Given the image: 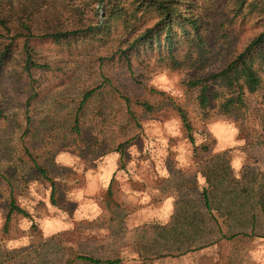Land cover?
Segmentation results:
<instances>
[{"label": "rangeland", "instance_id": "rangeland-1", "mask_svg": "<svg viewBox=\"0 0 264 264\" xmlns=\"http://www.w3.org/2000/svg\"><path fill=\"white\" fill-rule=\"evenodd\" d=\"M29 1L36 6L37 0ZM46 6L70 25L71 12L62 2L47 0ZM93 7L94 20L103 21L102 7ZM220 12L217 6L210 20ZM232 27L228 41L211 33L214 60L200 70L173 68L157 52L131 55L130 69L119 53V28L104 41L84 44L34 39L40 59L52 68L35 73L32 89L30 78H18L9 66L0 94V264H66L77 253L122 258L121 264H264V213L255 208L258 184L264 185V90L248 95L242 110L223 114L202 108L199 89L187 84L223 67L260 31L253 20H236ZM15 44L18 51L23 41ZM104 78L109 81L81 114L82 134L71 132L83 91ZM182 114L194 128L196 153ZM25 148L55 176L56 205L51 181L43 179ZM206 173L216 185L215 208L225 203V186L236 187V180L247 186L244 198L234 195L235 213L227 222L220 219L221 227L228 235L251 231L256 212L255 234L154 257L165 228L187 217L196 227H175V233L219 236L201 205ZM12 199L21 210L13 212L5 231Z\"/></svg>", "mask_w": 264, "mask_h": 264}, {"label": "trees", "instance_id": "trees-1", "mask_svg": "<svg viewBox=\"0 0 264 264\" xmlns=\"http://www.w3.org/2000/svg\"><path fill=\"white\" fill-rule=\"evenodd\" d=\"M46 1L37 0L36 6H33L34 2L29 0H0V94L5 85L4 75L7 74L9 66L18 78L29 77V85L32 89H35L37 82L34 79L35 73L47 72L52 68L49 62L40 59L39 52L33 45L34 39L84 44L89 41H104L119 28L120 33L117 36L121 44L119 53L126 57L130 69H132L131 55L139 57L142 54L157 52L163 59L169 60L173 68L188 67L200 70L214 60L211 33L218 31L219 36H212L213 39L228 41L233 30L232 25L236 20L242 23L253 20L260 31L242 50L233 53L223 67L208 75L191 78L187 84L190 88L199 89V102L202 108L215 107L223 114L242 110L247 106L248 95L264 90V0H55L62 2L70 10L72 15L70 25L66 24L60 12H52L51 7L46 6ZM96 4L103 9V21L96 22L93 18L95 15L93 6ZM217 6L221 8L220 18L211 21L209 16ZM89 12L91 13L88 16ZM16 39L23 41L18 51L15 49ZM105 81L109 79L104 78L102 83L83 91L74 113L71 132L82 134L81 114L89 100L97 91L105 87ZM125 99L129 101L127 97ZM143 105L149 107L145 102ZM3 109L0 96V115ZM182 120L196 153L198 145L195 144L192 135L194 128L185 114H182ZM120 145V152L124 154L125 146ZM25 151L43 179L51 181V198L56 205L58 186L55 176L48 166L40 163L33 156L29 148H25ZM204 176L206 184L201 185L199 191L201 205L204 213L209 214L214 227H217L219 236L209 238L199 232L192 234L187 231L175 233V227L176 229L181 226L183 228L184 225L190 228L196 227L187 217L182 225L178 221L176 226L165 228V242L157 250L159 251L156 252L157 254L153 253L154 257L180 256L223 239L255 234L256 212L252 214L254 225L251 231L238 230L228 235L221 227L220 219L227 222L235 213L234 195L244 198L248 193L247 186L241 180H236V187L225 186L223 188L225 203L215 208L211 196L216 191V185L211 175L206 173ZM215 177L217 178V175ZM258 187L260 191L257 192L255 208L264 213V185L259 183ZM213 207L217 214H214ZM20 210L12 199L10 210L6 215L5 231L11 224L13 212ZM199 219L201 226L206 227V218ZM181 237L187 238L188 242L183 243ZM140 257L149 258L147 255ZM75 261L91 264H121L123 259L98 258L77 253L69 258L66 264H73Z\"/></svg>", "mask_w": 264, "mask_h": 264}]
</instances>
